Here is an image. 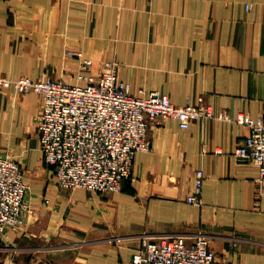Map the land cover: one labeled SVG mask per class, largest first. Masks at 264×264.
<instances>
[{
    "label": "crops",
    "instance_id": "1",
    "mask_svg": "<svg viewBox=\"0 0 264 264\" xmlns=\"http://www.w3.org/2000/svg\"><path fill=\"white\" fill-rule=\"evenodd\" d=\"M250 9L245 11L244 5ZM66 51L104 63L131 95L159 91L175 105L202 98L214 116L264 114V0H0V72L72 83ZM41 100L0 87V157L27 185L20 230L0 236V264H128L145 237L196 234L216 259L264 264V197L257 169L233 156L245 125L202 119L181 130L156 119L115 193L57 187L38 147ZM203 172L200 206L185 202Z\"/></svg>",
    "mask_w": 264,
    "mask_h": 264
},
{
    "label": "built area",
    "instance_id": "2",
    "mask_svg": "<svg viewBox=\"0 0 264 264\" xmlns=\"http://www.w3.org/2000/svg\"><path fill=\"white\" fill-rule=\"evenodd\" d=\"M244 9L248 11L250 5L245 4ZM65 56L77 59L80 67L72 83L49 77L12 80L0 72V87L40 97L38 147L59 189L118 192L123 181L131 179L135 154L149 150L148 132L156 119H169L185 130L196 120L217 118L248 128L249 134L234 149L233 156L256 167V197H264V114L251 119L238 112L231 119L223 114L214 116L202 98L197 105L190 101L175 105L159 91L131 95L118 79L115 63H104L93 78L89 74L90 59L81 52L66 51ZM203 180V172L195 170L185 197L187 204L200 206ZM26 188L19 163L8 156L0 157V236L7 229L23 228V215L28 209ZM185 238L145 237L131 253L128 264H231L216 259L205 235L196 234L190 242Z\"/></svg>",
    "mask_w": 264,
    "mask_h": 264
},
{
    "label": "rangeland",
    "instance_id": "3",
    "mask_svg": "<svg viewBox=\"0 0 264 264\" xmlns=\"http://www.w3.org/2000/svg\"><path fill=\"white\" fill-rule=\"evenodd\" d=\"M71 52H81V51H71ZM82 53V52H81ZM84 56V55H83ZM85 57V56H84ZM86 58V57H85ZM52 171V170H51ZM65 191H70V190H65ZM22 229V228H21ZM7 230H16V229H7ZM6 230V231H7ZM17 230H20V229H17ZM5 234V232L3 233ZM3 234L1 236H3ZM149 238V237H148ZM154 239H157V238H154ZM160 239V238H159Z\"/></svg>",
    "mask_w": 264,
    "mask_h": 264
}]
</instances>
